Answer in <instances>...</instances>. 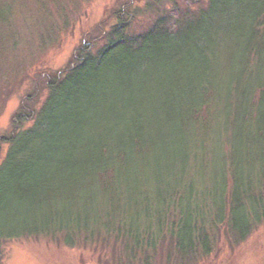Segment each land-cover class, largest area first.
Masks as SVG:
<instances>
[{
    "label": "trees",
    "instance_id": "16d2710c",
    "mask_svg": "<svg viewBox=\"0 0 264 264\" xmlns=\"http://www.w3.org/2000/svg\"><path fill=\"white\" fill-rule=\"evenodd\" d=\"M33 1L38 25L51 4ZM22 2L0 0V59ZM125 7L0 134V219H25L0 224V244L57 236L151 264L167 241V264H187L264 220V0L176 7L137 30Z\"/></svg>",
    "mask_w": 264,
    "mask_h": 264
},
{
    "label": "rangeland",
    "instance_id": "374dc122",
    "mask_svg": "<svg viewBox=\"0 0 264 264\" xmlns=\"http://www.w3.org/2000/svg\"><path fill=\"white\" fill-rule=\"evenodd\" d=\"M33 2L24 0L13 14L16 31H10L15 38L11 49L0 59V134L10 128L14 112L27 95L35 92L45 98L46 78L64 68L78 46L96 30L107 28L115 18L114 11L119 8L126 10L125 5L130 3L136 15L133 22L137 30L158 14L170 11L175 16L180 7L196 9L205 5L207 0H60V4L50 0L48 14L38 25L35 18H31L32 12H38ZM31 124L29 122L26 126ZM6 150L7 145L0 144V164ZM9 171H4L3 176H7ZM16 216L12 210L0 219V224L18 222L20 216L25 223L23 210L18 219ZM263 221L241 243H231L226 236H219L212 253L187 261V264H264ZM12 237L0 244V264H118V256H113L111 245L71 247L57 236L23 234ZM169 243H159V250L151 258V264H167ZM134 264H141L140 260ZM170 264L180 263L172 259Z\"/></svg>",
    "mask_w": 264,
    "mask_h": 264
}]
</instances>
